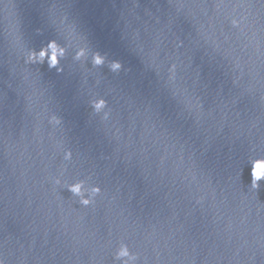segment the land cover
Wrapping results in <instances>:
<instances>
[{"label":"water","instance_id":"95a60500","mask_svg":"<svg viewBox=\"0 0 264 264\" xmlns=\"http://www.w3.org/2000/svg\"><path fill=\"white\" fill-rule=\"evenodd\" d=\"M257 159L264 0H0V264H264Z\"/></svg>","mask_w":264,"mask_h":264},{"label":"clouds","instance_id":"9594fccd","mask_svg":"<svg viewBox=\"0 0 264 264\" xmlns=\"http://www.w3.org/2000/svg\"><path fill=\"white\" fill-rule=\"evenodd\" d=\"M49 52L51 53L50 56H49ZM65 54H66V49L58 45V43L55 40H52L47 44L46 47L42 48L38 53L35 50L31 51L28 56V61L39 62L40 64H43L45 62V59L47 58L49 68H55L57 69L58 72H62L63 69L59 67V64H60V58L64 57ZM85 54H86V49L81 48L77 52L75 59L80 60L81 58L85 57ZM92 62L94 66H103L105 63V57L97 52L96 54H94ZM121 68H122V64L119 61H113L110 64V70L113 72H117ZM106 103L107 102L104 99H99L98 101L93 102V107L97 112H99L106 106ZM70 158H71V152H68L65 159H70ZM251 177H252L251 187L253 189H259L260 187L259 182L262 179H264V159H257L252 162ZM56 183L60 184V180L57 179ZM84 184H85L84 181H80L75 184L69 185L68 191L71 194L80 197V203L82 205L88 206L91 203H93L92 198L98 195L101 192V189L98 186L92 187L90 189L91 198H85V192L89 190L85 189ZM116 259L122 261L123 264H131V262H134L138 259V256L131 253L127 245H121V247L116 253Z\"/></svg>","mask_w":264,"mask_h":264}]
</instances>
